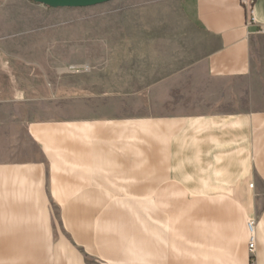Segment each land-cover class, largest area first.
I'll list each match as a JSON object with an SVG mask.
<instances>
[{
    "label": "crops",
    "instance_id": "0c3cea01",
    "mask_svg": "<svg viewBox=\"0 0 264 264\" xmlns=\"http://www.w3.org/2000/svg\"><path fill=\"white\" fill-rule=\"evenodd\" d=\"M180 5L205 51L152 85L153 114L25 125L0 264H264V0L253 24L239 0Z\"/></svg>",
    "mask_w": 264,
    "mask_h": 264
},
{
    "label": "rangeland",
    "instance_id": "374dc122",
    "mask_svg": "<svg viewBox=\"0 0 264 264\" xmlns=\"http://www.w3.org/2000/svg\"><path fill=\"white\" fill-rule=\"evenodd\" d=\"M203 45L180 0H0V161L30 158L32 120L153 114L152 85L182 74Z\"/></svg>",
    "mask_w": 264,
    "mask_h": 264
},
{
    "label": "built area",
    "instance_id": "2783aa9c",
    "mask_svg": "<svg viewBox=\"0 0 264 264\" xmlns=\"http://www.w3.org/2000/svg\"><path fill=\"white\" fill-rule=\"evenodd\" d=\"M239 3L242 8H244V11L246 13V23L247 24H253L256 22L255 20V0H239ZM260 31L264 32V28H261ZM247 228L249 232V238H248V251L250 254L254 253L255 250V222L254 220L248 219L247 221Z\"/></svg>",
    "mask_w": 264,
    "mask_h": 264
},
{
    "label": "water",
    "instance_id": "95a60500",
    "mask_svg": "<svg viewBox=\"0 0 264 264\" xmlns=\"http://www.w3.org/2000/svg\"><path fill=\"white\" fill-rule=\"evenodd\" d=\"M111 0H32V2H36L42 4L44 6H48L51 8H63V7H88L101 3H105Z\"/></svg>",
    "mask_w": 264,
    "mask_h": 264
}]
</instances>
